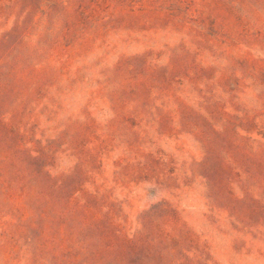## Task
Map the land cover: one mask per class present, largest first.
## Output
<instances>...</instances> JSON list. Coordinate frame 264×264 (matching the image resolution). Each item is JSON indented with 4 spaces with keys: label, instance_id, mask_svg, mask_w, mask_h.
Wrapping results in <instances>:
<instances>
[{
    "label": "rangeland",
    "instance_id": "1",
    "mask_svg": "<svg viewBox=\"0 0 264 264\" xmlns=\"http://www.w3.org/2000/svg\"><path fill=\"white\" fill-rule=\"evenodd\" d=\"M0 264H264V0H0Z\"/></svg>",
    "mask_w": 264,
    "mask_h": 264
}]
</instances>
